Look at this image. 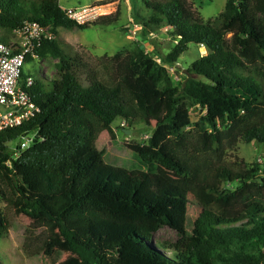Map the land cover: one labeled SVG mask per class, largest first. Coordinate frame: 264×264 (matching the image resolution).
Masks as SVG:
<instances>
[{
	"label": "trees",
	"instance_id": "obj_1",
	"mask_svg": "<svg viewBox=\"0 0 264 264\" xmlns=\"http://www.w3.org/2000/svg\"><path fill=\"white\" fill-rule=\"evenodd\" d=\"M145 3L151 18L142 19L143 33L150 24L165 25L174 47L147 73L150 56L138 46L110 87L58 41L59 29L91 25L70 20L61 0H0L7 37L32 22L55 35L36 53L38 60H58L59 76L35 80L40 113L0 133V202L57 231L80 264H264V168L260 181L258 164L204 172L201 151L184 132L197 111V136L212 152H221L227 138L264 145V27L252 12L264 14V0H229L208 22L189 0ZM192 47L207 53L175 85L166 66ZM33 61L28 57L27 64ZM29 76L25 68L22 77ZM141 116L157 128L148 144L121 145L127 160H109L97 147L100 134L115 139L118 119ZM29 134L37 135L34 145L15 160L10 144ZM161 170L184 179L176 184ZM165 228L178 240L152 245ZM7 232L0 212V238ZM57 252H63L60 242L47 240L39 257L52 264Z\"/></svg>",
	"mask_w": 264,
	"mask_h": 264
},
{
	"label": "rangeland",
	"instance_id": "obj_2",
	"mask_svg": "<svg viewBox=\"0 0 264 264\" xmlns=\"http://www.w3.org/2000/svg\"><path fill=\"white\" fill-rule=\"evenodd\" d=\"M148 0H61L63 9L81 8L85 6H101L103 14L111 17L106 20L102 16L97 22L90 25L89 29L67 31L59 29L58 41L64 46L68 53L80 57L92 71L97 73L99 80L106 85L116 86L120 80V69L126 58L138 47L145 45L149 53V64L147 73H150L155 64L161 63V57L170 53L174 42L169 35V28L165 25L156 26L150 24V33H143L144 25L142 19L149 20L151 14L146 9ZM229 0H189V5L196 15L205 22L213 21L225 10ZM138 3L137 12L133 4ZM252 12L257 15L264 27V14L257 13L255 8ZM115 22V24H111ZM110 22V23H109ZM7 37L6 35L4 36ZM9 43L17 39L7 37ZM204 48L192 47L191 50L181 58L174 67L166 66L175 85L183 82L188 76V69L199 57L206 55ZM58 60L48 58L28 63L26 69L33 74L34 79L45 78L49 81L58 79L56 64ZM199 120L197 111H192L193 125L184 128V132H191L192 137L200 149L199 161L202 170L216 169L217 167H228L232 170H250L255 164L260 165L257 181H260L264 168V145L247 143L238 139H225L221 152L214 153L208 149L197 136L195 123ZM115 139L107 133L100 134L97 147L104 150L109 160H127V155L120 150L121 145L141 144L147 145L148 141L157 131L155 123L145 120L142 116L136 120L126 121L118 119L113 124ZM22 139L10 144L11 148L20 145ZM131 159V158H130ZM119 161V160H118ZM169 180L179 184L183 177L160 171ZM233 188V186H231ZM0 212L6 219L8 232L0 238V255L3 264H48L40 259V254L45 241L55 240L60 242L63 252H57L52 264H80L78 258L71 252L63 242L57 231H51L47 227L34 225L22 215L17 214L9 208L6 203L0 202ZM178 240V235L170 228L159 232L152 245L156 242H172ZM170 254L168 251L166 252Z\"/></svg>",
	"mask_w": 264,
	"mask_h": 264
},
{
	"label": "built area",
	"instance_id": "obj_3",
	"mask_svg": "<svg viewBox=\"0 0 264 264\" xmlns=\"http://www.w3.org/2000/svg\"><path fill=\"white\" fill-rule=\"evenodd\" d=\"M70 20L80 25L96 22L103 14L101 6H85L64 9ZM7 31L0 28V133L22 127L34 119L39 113L32 89L35 79L29 76L23 79L22 74L27 65L28 57L38 60L37 49L45 40L55 39V35L41 24L32 22L22 28L11 31L9 37L16 38L13 43H5ZM36 134L22 137L16 148H11L13 158L20 159L34 145ZM11 165V162L8 163ZM0 264H3L0 255Z\"/></svg>",
	"mask_w": 264,
	"mask_h": 264
},
{
	"label": "clouds",
	"instance_id": "obj_4",
	"mask_svg": "<svg viewBox=\"0 0 264 264\" xmlns=\"http://www.w3.org/2000/svg\"><path fill=\"white\" fill-rule=\"evenodd\" d=\"M64 10V9H63ZM106 16H108L107 14L104 16V17H106ZM97 22V21H96ZM92 24V23H91Z\"/></svg>",
	"mask_w": 264,
	"mask_h": 264
}]
</instances>
